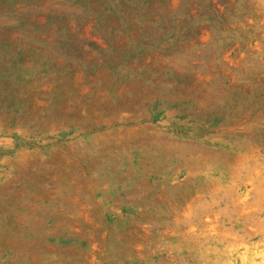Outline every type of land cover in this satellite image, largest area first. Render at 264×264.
Listing matches in <instances>:
<instances>
[{"label": "rangeland", "instance_id": "1", "mask_svg": "<svg viewBox=\"0 0 264 264\" xmlns=\"http://www.w3.org/2000/svg\"><path fill=\"white\" fill-rule=\"evenodd\" d=\"M0 264H264V0H0Z\"/></svg>", "mask_w": 264, "mask_h": 264}]
</instances>
